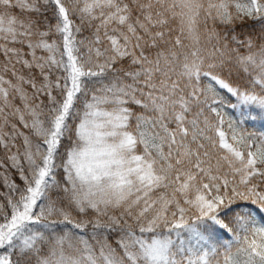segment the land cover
Masks as SVG:
<instances>
[{"label": "snow or ice", "instance_id": "obj_1", "mask_svg": "<svg viewBox=\"0 0 264 264\" xmlns=\"http://www.w3.org/2000/svg\"><path fill=\"white\" fill-rule=\"evenodd\" d=\"M0 264H264V0H0Z\"/></svg>", "mask_w": 264, "mask_h": 264}]
</instances>
